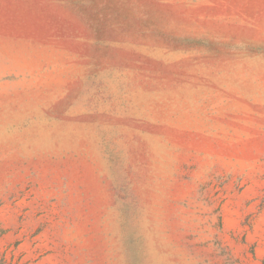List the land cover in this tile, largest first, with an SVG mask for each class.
Here are the masks:
<instances>
[{"label": "rangeland", "instance_id": "1", "mask_svg": "<svg viewBox=\"0 0 264 264\" xmlns=\"http://www.w3.org/2000/svg\"><path fill=\"white\" fill-rule=\"evenodd\" d=\"M0 264H264V0H0Z\"/></svg>", "mask_w": 264, "mask_h": 264}]
</instances>
